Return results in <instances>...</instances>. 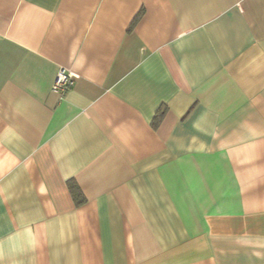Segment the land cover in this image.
I'll list each match as a JSON object with an SVG mask.
<instances>
[{"label":"crops","instance_id":"crops-1","mask_svg":"<svg viewBox=\"0 0 264 264\" xmlns=\"http://www.w3.org/2000/svg\"><path fill=\"white\" fill-rule=\"evenodd\" d=\"M0 264H264V0H0Z\"/></svg>","mask_w":264,"mask_h":264},{"label":"built area","instance_id":"built-area-1","mask_svg":"<svg viewBox=\"0 0 264 264\" xmlns=\"http://www.w3.org/2000/svg\"><path fill=\"white\" fill-rule=\"evenodd\" d=\"M75 73L71 70L61 68L55 78L52 86L53 91L62 92L73 86L75 80Z\"/></svg>","mask_w":264,"mask_h":264},{"label":"trees","instance_id":"trees-1","mask_svg":"<svg viewBox=\"0 0 264 264\" xmlns=\"http://www.w3.org/2000/svg\"><path fill=\"white\" fill-rule=\"evenodd\" d=\"M162 112L160 113V115L158 116L157 122H156V126L158 125V123L160 122L161 118H162ZM70 190L74 193L77 204H82V202L84 201V199H79L78 195L76 194V190H78V186L74 185V182H70Z\"/></svg>","mask_w":264,"mask_h":264}]
</instances>
